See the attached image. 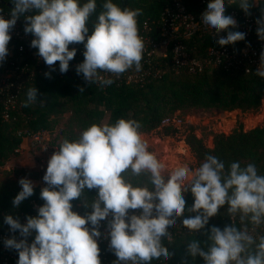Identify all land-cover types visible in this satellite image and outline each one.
<instances>
[{
	"label": "clouds",
	"instance_id": "9594fccd",
	"mask_svg": "<svg viewBox=\"0 0 264 264\" xmlns=\"http://www.w3.org/2000/svg\"><path fill=\"white\" fill-rule=\"evenodd\" d=\"M254 2L232 0L246 15ZM11 4L8 18L0 15V62L9 54L10 31L23 18L24 32L34 37L30 47L37 49L38 57L52 71L56 62L61 74L68 71L77 51L74 47L69 50L70 44L84 46V59L75 71L88 85L103 88L114 83L112 77L119 78L129 69L142 70L145 44L137 21L142 9L121 8L113 0H104L98 14L96 0H11ZM93 14L96 19L89 34ZM200 20L217 33L237 27V21L225 15V0H209ZM255 23L256 35L264 41V8ZM245 36L244 32L227 31L217 43L230 45ZM44 75L50 78L49 72ZM255 75L264 78V69L259 67ZM78 90L84 93L85 88ZM26 97L24 107L36 103L37 89L28 88ZM140 128V122L124 118L91 123L78 138H65L54 148L42 177L46 186L41 188L40 198L44 203L37 215L26 216L25 223L11 215L4 217L10 231H18L22 237L4 240L6 248L18 253L17 264H101L99 239L108 240L116 257L113 264L167 261L172 254L162 238L171 242L168 229L184 214V194L188 192L193 203L187 211L195 215L184 218L182 226L189 234L204 229L225 205L231 219L223 229L210 227L203 246L199 240L189 241L190 256L201 257L204 264H264V235H254L264 225V175L258 174L256 165L234 161L226 168L224 161L205 154L197 167L177 163L168 168L148 150ZM129 171L132 176L146 175L148 183L134 185L125 178ZM18 183L21 190L12 201L14 206L34 191L30 179L20 178ZM86 189L97 190L90 202L84 196ZM73 200H80L91 211L83 216L74 212ZM102 221H106V235L99 230Z\"/></svg>",
	"mask_w": 264,
	"mask_h": 264
},
{
	"label": "trees",
	"instance_id": "16d2710c",
	"mask_svg": "<svg viewBox=\"0 0 264 264\" xmlns=\"http://www.w3.org/2000/svg\"><path fill=\"white\" fill-rule=\"evenodd\" d=\"M80 2L84 3L86 0ZM103 2L104 0H96V14L101 11ZM113 2L121 8L142 9L143 14L137 18L138 30L141 31L144 25L155 29L162 11L169 6L171 0H113ZM181 2L196 16L200 13L197 0ZM12 7L11 0L0 1V9L3 10L0 14H8ZM261 8H264L263 1L255 0L249 13L260 12ZM231 11L244 13L238 4H232V0H225V15H230ZM96 14H93L88 22L89 34ZM17 21L24 27L23 18ZM228 31L239 30L230 28ZM21 42L23 41L12 37L7 45L9 54L5 61L0 62V74L6 68L12 71V78L21 72L20 86L13 92L12 104L7 103V93L0 88V165L17 153L23 137L30 136L40 129L51 130L55 126L57 116L66 110L71 112L72 120L81 130L91 123H101L105 113H108L107 122H114L117 118L133 119L140 122L141 132L160 126L162 119L177 109L201 107L255 111L264 98V78L255 75L257 67L233 71H226L222 67H205L200 71L191 72L186 67H173L169 51L165 56L151 58L143 53L142 68L158 67L159 74H150L140 81L127 82L125 74L133 71L132 68L119 78L112 77L114 83L101 88L98 84H86L82 74H76L75 66L83 61V53L76 52L73 60L69 62L68 71L61 74L59 62H56L55 71H52L38 57L37 49L25 46V50L19 52L17 47ZM184 42L190 56L197 58L205 56L209 47L219 45L214 36L200 30L187 36ZM241 42L238 41L236 44ZM14 66H18L19 69H15ZM260 68L264 69V62ZM45 72L50 73V78L45 77ZM30 87L37 89V102L24 107L27 100L26 92ZM79 87L85 88L84 93H79ZM161 129L164 134H168L174 131L175 127L161 125ZM186 140L199 163L203 161L205 154H211L224 161L226 168L234 161H240L242 166L254 163L258 174L264 175V125L244 130L241 123H238L228 133H214L211 148L205 146L193 133L187 134ZM124 175L134 185L148 183L146 175L132 176L130 171ZM45 186L44 184L42 187ZM42 187L34 186L33 195L23 200L19 206H14L12 201L21 190L19 183L14 181L0 183V231L7 226L4 222L6 215L17 217L19 213L28 215L37 211L44 203L40 198ZM96 191L85 190L84 196L89 202L96 196ZM184 198L186 200L184 214L176 219L175 227L168 229L172 234L171 242L162 238L165 247L172 254L171 257L167 261H163L162 258L159 261L153 260L150 264H204L201 257L193 258L188 254L187 243L196 239L201 241L203 246L207 241L205 233L210 227L217 226L223 229L224 226L231 224L225 205L219 209L216 216L209 218L204 229L189 234V230L182 226V220L195 215L187 211L193 203V197L188 192L184 194ZM71 203L72 210L81 216L91 211L90 208L85 209L80 200H73ZM129 211L131 213L133 210ZM237 226H240L238 221ZM251 227L249 225L250 229ZM254 235H264V225L258 227ZM97 242L101 264H113L116 257L108 248V240L101 239Z\"/></svg>",
	"mask_w": 264,
	"mask_h": 264
},
{
	"label": "built area",
	"instance_id": "2783aa9c",
	"mask_svg": "<svg viewBox=\"0 0 264 264\" xmlns=\"http://www.w3.org/2000/svg\"><path fill=\"white\" fill-rule=\"evenodd\" d=\"M200 13L196 16L190 12L181 0H171L169 6H167L161 13L159 22L155 29L144 25L139 35L143 38L145 49L144 53L147 57L165 56L169 51L171 54V65L175 68L186 67L191 72H197L205 67H222L226 71H233L238 69L247 70L250 67L259 68L262 64L261 53L264 51V41L260 40L256 35L257 25L256 19L259 18L260 12L246 15L244 13H237L231 11L232 16L237 21V29L240 32L246 33L245 39L241 44H230L225 46H212L206 51L205 56L202 58L192 57L188 52V48L184 42V39L190 34L196 31H206L218 40L221 37L226 36L227 31L216 32L215 29H210L206 25H203L200 16L206 9L209 0H197ZM263 1L264 0H258ZM5 18H8L7 14L1 13ZM150 31V32H149ZM153 31V32H152ZM11 38H17L23 42L18 44L17 50L19 52L25 50V46L30 47V42L34 38L30 33L24 32V27L21 26L18 21L14 28L10 31ZM76 48V52L83 53V44H70L69 50ZM43 60L42 58H40ZM14 64V62H11ZM15 69H19L18 66H14ZM160 72L158 67H146L137 72L135 69L125 74V80L140 81L147 75H157ZM107 75L106 73H101ZM15 78H12V71L6 68L2 74H0V88L7 93V103H13V92L17 91L20 86L21 72L16 74ZM6 115V114H5ZM170 120L169 116L162 119L161 123H167ZM47 130L40 129L32 133L31 140L33 141L34 148L39 147L40 152L38 154V166L39 172L44 174L47 167V155L50 152H54L56 147H49L47 142H43L46 136ZM46 158V159H45ZM34 206L33 208H35ZM37 211L28 215L19 213L17 217L21 223H25L26 216H35ZM110 219V217H109ZM102 235H106V221L101 222L99 229ZM15 237L21 239L19 232H11L7 225L5 229L0 231V264H17L18 253L13 249H8L4 245L6 238ZM31 237L28 238V242L31 243ZM99 239L98 241H100Z\"/></svg>",
	"mask_w": 264,
	"mask_h": 264
},
{
	"label": "rangeland",
	"instance_id": "374dc122",
	"mask_svg": "<svg viewBox=\"0 0 264 264\" xmlns=\"http://www.w3.org/2000/svg\"><path fill=\"white\" fill-rule=\"evenodd\" d=\"M17 76V75H16ZM170 120L161 123L160 126L150 131H141L143 138L149 145V151L156 154L161 162L171 168L177 163H188L190 167L199 166L194 158L190 146L187 143L186 135L193 133L200 138L204 145L212 147V136L214 133L230 132L238 123H241L244 130L264 125V98L261 99L257 110L242 111L238 108L232 110H220L216 108L185 107L175 110L168 115ZM108 113H105L101 122H107ZM161 125H171L175 130L164 134ZM82 130L72 120L71 112L64 111L57 116L55 126L47 130L43 142L53 148L65 138L74 140L79 137ZM30 138L21 140L17 153L11 156L4 164L0 165V183L18 182L20 178H27L33 181L34 186L42 187L45 183L42 180L38 166V154L40 148L33 146ZM52 152L47 155V159ZM46 159V158H45ZM167 179V176L165 177Z\"/></svg>",
	"mask_w": 264,
	"mask_h": 264
},
{
	"label": "crops",
	"instance_id": "0c3cea01",
	"mask_svg": "<svg viewBox=\"0 0 264 264\" xmlns=\"http://www.w3.org/2000/svg\"><path fill=\"white\" fill-rule=\"evenodd\" d=\"M29 138H30L29 136H26V137H24L23 139H24V140H25V139H27V140H28Z\"/></svg>",
	"mask_w": 264,
	"mask_h": 264
},
{
	"label": "water",
	"instance_id": "95a60500",
	"mask_svg": "<svg viewBox=\"0 0 264 264\" xmlns=\"http://www.w3.org/2000/svg\"><path fill=\"white\" fill-rule=\"evenodd\" d=\"M0 1H2V0H0Z\"/></svg>",
	"mask_w": 264,
	"mask_h": 264
}]
</instances>
